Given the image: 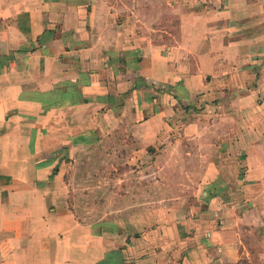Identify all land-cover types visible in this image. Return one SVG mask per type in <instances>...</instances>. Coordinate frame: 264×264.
<instances>
[{
  "label": "crops",
  "instance_id": "0c3cea01",
  "mask_svg": "<svg viewBox=\"0 0 264 264\" xmlns=\"http://www.w3.org/2000/svg\"><path fill=\"white\" fill-rule=\"evenodd\" d=\"M177 118L209 135L203 212L81 207L101 149L148 154ZM242 261L264 264V0H0V264Z\"/></svg>",
  "mask_w": 264,
  "mask_h": 264
},
{
  "label": "rangeland",
  "instance_id": "374dc122",
  "mask_svg": "<svg viewBox=\"0 0 264 264\" xmlns=\"http://www.w3.org/2000/svg\"><path fill=\"white\" fill-rule=\"evenodd\" d=\"M208 121L206 123L212 124L213 119L206 117ZM210 118V119H209ZM175 131L164 135L163 139L153 149H150V153H135L134 148L125 149H109L100 150V155L105 152L110 162L103 164H95L96 172H99L100 177H96L92 182L82 181L81 177L85 176L84 172L80 173V176L71 178L72 186L78 194V198L84 200L81 207L97 209L98 205L104 202L113 205L118 202L119 197L117 193H126L127 198H123L122 202L131 203L135 199H138V194H142L144 202L148 204H162L158 199H162L165 203H174L179 205L181 203L185 207V212L189 217L196 218L201 212H203L209 201H206L202 193H200V184L206 179L205 173L208 172L207 166L203 155L206 152H210L203 144L206 143V133L202 136L196 134L190 137H183L180 131L183 120L177 118L174 121ZM182 138L179 144H176V139ZM202 138V140H201ZM200 140L202 143H200ZM193 145V147H192ZM123 150V152H122ZM122 153L124 155H122ZM141 155L142 158L136 161L134 155ZM114 157H123V162L113 160ZM150 157H153L151 160ZM155 157H158L157 159ZM187 160L186 162H184ZM122 162V161H121ZM102 172L109 174V180H104L101 177ZM128 173L129 176L137 178L128 179L126 181H120L118 173ZM82 174V175H81ZM128 177V176H127ZM141 177V179H139ZM100 186L101 188H98ZM105 186L109 189V195L102 194V187ZM125 187V190L122 189ZM121 187V188H120ZM70 189V188H69ZM99 189V191H97ZM121 189V190H119ZM90 191V196L85 195V191ZM123 197V196H122ZM100 201V203H98ZM88 203H96L93 206H89ZM177 207V206H176ZM101 209V208H100ZM162 212H159L161 214ZM81 215L86 216V213L82 211ZM103 211H95L92 216L96 219L101 218ZM84 220H89L87 217ZM178 264V262H176ZM240 264H249L246 261H242Z\"/></svg>",
  "mask_w": 264,
  "mask_h": 264
}]
</instances>
